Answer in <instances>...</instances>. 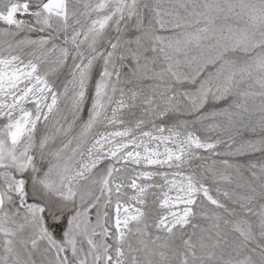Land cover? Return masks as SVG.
I'll return each mask as SVG.
<instances>
[{"label":"snow or ice","instance_id":"snow-or-ice-1","mask_svg":"<svg viewBox=\"0 0 264 264\" xmlns=\"http://www.w3.org/2000/svg\"><path fill=\"white\" fill-rule=\"evenodd\" d=\"M0 264H264V0H0Z\"/></svg>","mask_w":264,"mask_h":264}]
</instances>
